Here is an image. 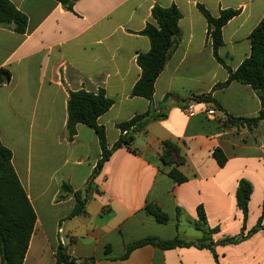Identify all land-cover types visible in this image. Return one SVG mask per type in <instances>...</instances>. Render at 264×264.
Here are the masks:
<instances>
[{
	"label": "crops",
	"instance_id": "obj_1",
	"mask_svg": "<svg viewBox=\"0 0 264 264\" xmlns=\"http://www.w3.org/2000/svg\"><path fill=\"white\" fill-rule=\"evenodd\" d=\"M10 1L27 16V25L23 33L0 26V68L10 72V80L0 84V140L11 150L36 213L22 264H55L59 242L74 264H264V217L249 233L264 203V121L252 129L220 125L226 114L256 115L261 102L248 84L234 80L213 89L227 71L212 55L207 21L196 7L203 4L213 16L223 8L239 9L223 25L218 49L234 70L250 52L248 35L264 15V0H76L72 11L56 0ZM155 3L175 4L181 14L178 46L154 82L153 106L165 116L149 119L129 146L111 153L93 179L84 213L66 218L74 198L67 193L57 199L60 181L83 189L101 155L95 132L82 123L67 140V89L102 87L113 100L97 118L110 148L119 137L116 125L150 105L130 91L140 75L136 55L149 49L148 38L138 32ZM210 91L221 109L189 98ZM168 93L186 100H163ZM190 101L195 112L187 115L182 108ZM211 107L215 113L208 115ZM165 140L175 142L185 159L176 165L184 182L167 175L173 165L160 159ZM217 147L226 157L223 166L212 156ZM241 179L251 184L245 220L235 199ZM148 204L158 205L167 220L156 221L145 210ZM199 206L204 228L212 230L204 243L211 241L212 249L145 243L120 257L128 244L145 237L201 238L195 226ZM226 237L237 240L219 243Z\"/></svg>",
	"mask_w": 264,
	"mask_h": 264
},
{
	"label": "trees",
	"instance_id": "obj_2",
	"mask_svg": "<svg viewBox=\"0 0 264 264\" xmlns=\"http://www.w3.org/2000/svg\"><path fill=\"white\" fill-rule=\"evenodd\" d=\"M67 10L72 11L73 3L76 0H56ZM196 7L203 14L207 21V36L211 40L212 55L227 71V78L224 82L216 83L213 89L227 86L231 81H237L248 84L257 94L261 102V108L254 116L233 117L226 114L224 120L220 121L221 127H245L252 129L260 121H264V15L253 27L248 35L250 42V52L242 60L236 69H231L219 56L218 49L222 45V27L228 20L239 13V9L223 8L219 10L217 16L211 13L201 3ZM150 19L145 23L144 28L139 34L145 35L149 41V49L146 52H139L136 55V64L140 68V75L133 84L130 95L144 97L149 100L150 105L146 112L135 114L130 119L118 123L119 137L117 141L108 148L106 146L105 129L97 122V118L106 112L113 100L105 95L102 87L96 92L79 88L76 90L67 89L66 99V138L71 140L75 134V126L82 123L93 129L95 132L101 155L96 162L91 174L89 175L85 186L81 190H73L71 186L60 181V191L57 199L65 197V194H72L74 206L66 218H70L84 213L85 204L91 196L93 190L92 183L95 176L100 172L104 162L111 153L121 145L129 146L134 135L143 130L149 119H159L165 116V113L158 111L159 106L154 107L152 95L154 82L159 73L163 70L165 63L171 57L179 43L180 30L178 21L181 16L175 4L162 7L154 4L150 10ZM27 25V16L18 10L10 0H0V26L11 27L14 31L23 33ZM10 80L8 69L0 68V84L7 83ZM212 89V90H213ZM212 91L199 95L191 94L189 98H195L197 101L214 102L219 109L221 107L211 96ZM169 97H176L178 101H185L174 93H168L163 100ZM160 159L162 162L173 165L167 172V175L175 182H184L187 178L176 167L184 162L179 146L171 141L165 140L163 143ZM212 156L219 166H223L226 157L220 148L212 151ZM11 150L2 144L0 140V254L1 264H22L25 253L28 248L30 236L36 221V213L31 205L28 196L23 189L15 170L11 163ZM251 194V184L244 179L239 180L235 192L237 206L241 209L243 220L247 216V203ZM147 213L151 214L156 221L165 222L167 216L158 205L148 204L145 207ZM198 220L195 226L203 231L201 238L193 242H185L177 237L170 240H162L156 237H145L138 241L128 244L124 257L128 251L145 243L152 244L161 249L173 248L176 246L196 245L198 247H207L212 249L213 243H204L208 237L206 234L212 232L204 228L205 215L201 206L197 208ZM264 217V203L262 204L261 214L257 224L249 230L254 232L259 226L261 218ZM244 227V226H243ZM237 240V237H226L219 240V243H231ZM106 248V253H108ZM55 264H74L70 259L67 249L59 242L55 252ZM93 259L82 260L79 264H90Z\"/></svg>",
	"mask_w": 264,
	"mask_h": 264
},
{
	"label": "built area",
	"instance_id": "obj_3",
	"mask_svg": "<svg viewBox=\"0 0 264 264\" xmlns=\"http://www.w3.org/2000/svg\"><path fill=\"white\" fill-rule=\"evenodd\" d=\"M182 110L184 111L185 114L192 115L195 112V102L194 101H190V102L186 103L184 105V107L182 108ZM205 112L208 115H213L215 113V110L211 107V108H207L205 110Z\"/></svg>",
	"mask_w": 264,
	"mask_h": 264
}]
</instances>
